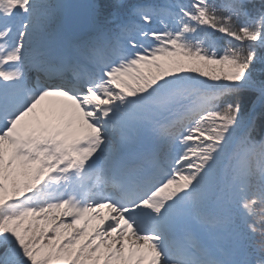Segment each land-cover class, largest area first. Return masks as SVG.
Wrapping results in <instances>:
<instances>
[{
  "label": "rangeland",
  "instance_id": "rangeland-1",
  "mask_svg": "<svg viewBox=\"0 0 264 264\" xmlns=\"http://www.w3.org/2000/svg\"><path fill=\"white\" fill-rule=\"evenodd\" d=\"M29 1L0 0V202L15 205L14 216L5 224L1 238L11 243L17 252L27 225L46 215L42 211L39 216L37 199L32 192V179L40 178L39 168L45 165L53 169L47 184L53 209L50 214H63L70 219L63 228L68 248L75 252L80 244H84L91 255L97 253L93 260L85 259L76 264H179L166 254L170 240L174 242V249L185 257L181 264H195L192 259L200 261L202 254L221 264L216 249L206 237L191 232V221L196 220L192 193L181 183L176 184L175 167L169 169L170 174L157 179L148 195H136L126 205L104 187L108 180L101 183L100 179L106 169L110 174L118 175L123 166L119 158L126 149L132 151L143 143L146 135L147 152L138 162L142 169L133 174V168H130L127 175L132 174L130 178L137 182L154 174L152 159L163 142L160 132L165 129L161 117L168 111L175 93L188 83L174 75L176 65L171 59L172 54L166 55L164 49L173 51L185 36L184 28L179 22H170L165 14L162 33L155 37L156 47L144 32H138V39L131 34L121 36L111 48L127 50L121 51L114 64L100 65L96 74L100 82L77 98L56 89L42 88L38 79L32 81L31 73L29 79L26 77V61L46 56L45 49H53L59 44L71 54L70 46L74 40L73 35L70 38L64 34L61 26L55 27L52 37L42 36L36 16L31 22L29 16H23V10L30 6ZM90 7L93 14L97 7ZM146 13L151 15L153 11L150 9ZM18 14H22V21L17 20ZM101 35V41L107 45L109 39ZM126 54L133 56L123 58ZM97 63L96 59L92 60V65L97 66ZM216 65L229 76L237 74L226 70L225 62ZM201 81L208 88L213 83L211 79ZM119 103L128 108L118 113L120 118L126 121L130 118L127 115L136 117L133 123L125 125L133 132L125 143L127 146L121 140L124 127L120 120L111 119L112 127L89 122L103 104ZM198 103L197 107H200L205 101ZM108 106L104 108L110 109ZM94 128H100L97 136L91 132ZM81 149L85 151L84 156L95 155L97 165L93 169H83L85 165L71 154L72 151L79 153ZM247 156L248 152L235 156L233 168L241 180L229 185V194L239 202L241 218L246 221L254 216L245 201L246 185L242 180L248 170ZM15 159L25 167L29 165V173L21 175ZM186 166L194 167V164L191 162ZM204 172L210 175V163H205ZM12 181H16L14 186L10 185ZM127 186L133 191V184ZM11 188L19 193L17 203L9 199ZM25 188L29 189L28 194ZM159 224L166 233L162 239L157 233ZM193 237L199 250L189 242ZM49 253L52 252L46 244L34 247L30 264H41ZM69 256L61 248H55L50 264H70Z\"/></svg>",
  "mask_w": 264,
  "mask_h": 264
},
{
  "label": "trees",
  "instance_id": "trees-1",
  "mask_svg": "<svg viewBox=\"0 0 264 264\" xmlns=\"http://www.w3.org/2000/svg\"><path fill=\"white\" fill-rule=\"evenodd\" d=\"M94 2L97 9L91 21L96 28L93 33L76 38L77 45H81L79 52L105 53L107 50L103 49L99 39L102 33L114 41L121 33H135L146 27L148 34L159 36L164 23L161 16L165 13L184 28L183 40L172 52L166 49L164 52L172 54L171 59L176 65L174 75L188 83L175 93L161 121L199 101L205 103L162 132L159 170L177 161V181L193 193V204L200 213L205 217L217 214L222 219L228 213L232 214L227 226L221 222L215 226L204 224L205 228L210 227L215 232L213 241L226 264H264V0ZM63 3L64 0H30V6L23 14L36 16L41 32L50 34L61 23V15L54 8ZM141 6L143 10L138 9ZM147 8L156 11L155 20L144 13ZM93 47L96 51H91ZM218 62H225L226 70L237 74L229 76L216 67ZM201 79H211V87H206ZM244 151L250 152L246 194L256 214V224L241 219L236 201L227 191L230 183L237 182L234 157ZM78 156L88 164L86 157ZM16 162L22 175L29 173L18 160ZM191 162L194 167L186 166L181 170L184 163ZM205 163H210L209 176L202 167ZM44 186L37 189L46 215L27 225L17 252L11 243L1 238L5 224L14 216L15 207L9 204L0 207V264H30L34 247L42 244H46L52 253L58 246L74 256L73 264L85 259L91 261L96 256L97 253L91 255L84 244H80L75 252L68 248L63 228L69 218L50 214V203L43 195ZM220 191L226 193L219 197ZM10 195L11 199H19V193L13 189ZM230 240L233 244L228 243ZM52 253L41 264H50ZM174 254L172 258L180 259Z\"/></svg>",
  "mask_w": 264,
  "mask_h": 264
},
{
  "label": "water",
  "instance_id": "water-1",
  "mask_svg": "<svg viewBox=\"0 0 264 264\" xmlns=\"http://www.w3.org/2000/svg\"><path fill=\"white\" fill-rule=\"evenodd\" d=\"M92 0H67L63 25L71 34H83L91 27L89 18Z\"/></svg>",
  "mask_w": 264,
  "mask_h": 264
},
{
  "label": "bare ground",
  "instance_id": "bare-ground-1",
  "mask_svg": "<svg viewBox=\"0 0 264 264\" xmlns=\"http://www.w3.org/2000/svg\"><path fill=\"white\" fill-rule=\"evenodd\" d=\"M109 106H110V109H103V108H101L99 110L100 117L101 116H104L103 117L104 119H98L97 117H94L93 116L92 118H89V122L91 124L96 125V126H99L101 123H103L107 127H112L113 125H112V122H111L112 120L111 119H114L116 121L120 120V122H119L120 125L122 127H124V129H122L123 134H121L122 135V137H121L122 139L121 140H122V143L124 144V146H127L126 145L127 144V141H129V137L132 135L133 132L130 129L126 128L125 125H127L129 123H133L135 121V118L136 117L134 118V117H131L130 115H127V117H130V118H128V120L125 121V119L120 118V116L118 115V113H121L120 112L121 110L128 109L127 108V105L124 106V105H122V104L119 103V104H111ZM98 130H100V129H98ZM98 130L94 128V129L91 130V132H92V134L97 135V134H99V131ZM118 136L119 135H116V137H118ZM147 140H148V136L146 135L145 137H143V141L144 142L141 143L139 146L134 147L133 150H135L138 147H144L146 149ZM127 150L128 149H126L125 151H127Z\"/></svg>",
  "mask_w": 264,
  "mask_h": 264
}]
</instances>
